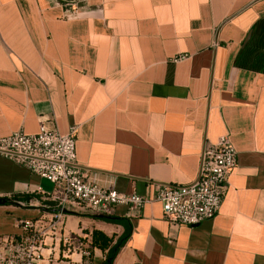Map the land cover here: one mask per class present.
<instances>
[{
	"label": "crops",
	"instance_id": "crops-1",
	"mask_svg": "<svg viewBox=\"0 0 264 264\" xmlns=\"http://www.w3.org/2000/svg\"><path fill=\"white\" fill-rule=\"evenodd\" d=\"M75 2L67 18L56 0H0V138L74 127L78 166L149 202L117 206L120 223L60 210L49 182L0 156V199L26 197L0 205V235L61 213L37 264H104L91 233L113 245L128 229L112 264H264V0ZM222 136L237 163L218 213L167 224L158 186L195 181Z\"/></svg>",
	"mask_w": 264,
	"mask_h": 264
},
{
	"label": "built area",
	"instance_id": "built-area-1",
	"mask_svg": "<svg viewBox=\"0 0 264 264\" xmlns=\"http://www.w3.org/2000/svg\"><path fill=\"white\" fill-rule=\"evenodd\" d=\"M67 18L76 15L73 0H56ZM76 129L65 135L56 128L40 124L38 133L22 131L0 138V156L24 167L31 174L53 186L50 200L60 209H82L92 216L110 217L117 206H126L138 214L148 199L136 194L123 195L102 183L96 173L78 166L75 153ZM236 152L227 136L220 137L201 152L198 177L187 185L161 184L154 201L161 206L162 219L169 225L194 227L213 219L218 213L228 187V178L236 167ZM62 218L57 213L46 229L42 223L20 220L18 233L0 235V264H37L44 237L54 231ZM66 252L68 238L62 239ZM65 252V253H66ZM89 257L88 251H83ZM62 264H69L67 261Z\"/></svg>",
	"mask_w": 264,
	"mask_h": 264
},
{
	"label": "trees",
	"instance_id": "trees-1",
	"mask_svg": "<svg viewBox=\"0 0 264 264\" xmlns=\"http://www.w3.org/2000/svg\"><path fill=\"white\" fill-rule=\"evenodd\" d=\"M26 197H11L10 199L5 200L4 205L13 204L15 201H22ZM104 221L109 223H120L122 220L112 218L104 219ZM130 234V230L128 229L124 234L118 238V240L112 245V238L106 237L104 234L98 231H93L91 233V244L92 247L97 248L99 250L105 251L107 250L106 258L104 260V264H112L116 255L118 254L120 248L124 245L125 241L128 239Z\"/></svg>",
	"mask_w": 264,
	"mask_h": 264
},
{
	"label": "water",
	"instance_id": "water-1",
	"mask_svg": "<svg viewBox=\"0 0 264 264\" xmlns=\"http://www.w3.org/2000/svg\"><path fill=\"white\" fill-rule=\"evenodd\" d=\"M4 203H5V200L0 199V205H3ZM96 217L99 219H109L110 218V217H105V216H101V215L96 216Z\"/></svg>",
	"mask_w": 264,
	"mask_h": 264
},
{
	"label": "rangeland",
	"instance_id": "rangeland-1",
	"mask_svg": "<svg viewBox=\"0 0 264 264\" xmlns=\"http://www.w3.org/2000/svg\"><path fill=\"white\" fill-rule=\"evenodd\" d=\"M73 2H74L73 4L76 6V2H75V0H73Z\"/></svg>",
	"mask_w": 264,
	"mask_h": 264
}]
</instances>
